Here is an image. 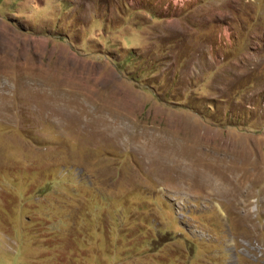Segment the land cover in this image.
<instances>
[{
	"label": "rangeland",
	"instance_id": "rangeland-1",
	"mask_svg": "<svg viewBox=\"0 0 264 264\" xmlns=\"http://www.w3.org/2000/svg\"><path fill=\"white\" fill-rule=\"evenodd\" d=\"M0 264H264V0H0Z\"/></svg>",
	"mask_w": 264,
	"mask_h": 264
},
{
	"label": "bare ground",
	"instance_id": "bare-ground-1",
	"mask_svg": "<svg viewBox=\"0 0 264 264\" xmlns=\"http://www.w3.org/2000/svg\"><path fill=\"white\" fill-rule=\"evenodd\" d=\"M190 164V163H189ZM185 164L183 163V168H187L188 167V164H186L185 166H184ZM192 167V166H191ZM189 168V167H188ZM187 168V169H188ZM194 168V167H193ZM194 170V169H193ZM193 170H191V171H193ZM193 172H195V171H193ZM187 173V172H186ZM189 174V173H188ZM186 175V174H185ZM191 178V180L193 181V180H195L196 179V182H198L197 181V178L195 177V179H194V176L192 175V177H190ZM186 179V177L184 178V179H181L182 180V184L181 185H184V186H187V187H191V186H193L191 183H188L187 181L188 180H185ZM189 179V178H188ZM210 180H211V182H212V179L213 178H209ZM210 180H208V182H205V183H202V185L203 186H205V185H208V186H210V188H209V190H219V191H224V192H226V193H229L230 192V188H228L225 184H223V183H221V181H219V180H217V181H214L215 182V186L213 185H211L210 184ZM194 182V181H193ZM196 182H194V183H196ZM191 184V185H190ZM227 184V183H226ZM207 190H208V188H207Z\"/></svg>",
	"mask_w": 264,
	"mask_h": 264
},
{
	"label": "crops",
	"instance_id": "crops-1",
	"mask_svg": "<svg viewBox=\"0 0 264 264\" xmlns=\"http://www.w3.org/2000/svg\"><path fill=\"white\" fill-rule=\"evenodd\" d=\"M176 20H177L178 24L181 25L182 20H180L179 18H177Z\"/></svg>",
	"mask_w": 264,
	"mask_h": 264
}]
</instances>
